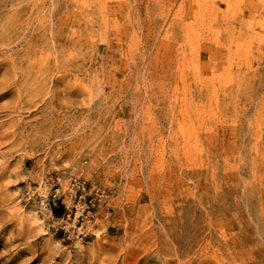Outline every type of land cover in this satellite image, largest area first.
<instances>
[{
  "label": "rangeland",
  "instance_id": "obj_1",
  "mask_svg": "<svg viewBox=\"0 0 264 264\" xmlns=\"http://www.w3.org/2000/svg\"><path fill=\"white\" fill-rule=\"evenodd\" d=\"M4 28L35 98L0 264H264V0H0Z\"/></svg>",
  "mask_w": 264,
  "mask_h": 264
},
{
  "label": "bare ground",
  "instance_id": "obj_2",
  "mask_svg": "<svg viewBox=\"0 0 264 264\" xmlns=\"http://www.w3.org/2000/svg\"><path fill=\"white\" fill-rule=\"evenodd\" d=\"M7 33V28L0 29V37L3 36V39L0 40V101L7 99L6 103L0 107V122L1 120L6 121V123H2V127H5L6 130L5 132L0 133V146H3L2 144L4 143L8 144L11 140L17 139L18 136H21L25 132L26 125L22 122L15 125L10 123L11 117L13 115L18 117L25 115L29 109V102L31 99L35 98V95H27L28 85L24 83V73L20 75L13 67H9L12 60L9 48L10 38ZM5 68L7 70L4 71ZM2 71L3 73L1 74ZM12 124L13 127L10 128ZM12 150L13 146L11 145V148L7 150L3 157L9 156L8 153ZM112 253L116 255V259L111 264H117L120 259L121 252L118 253V251L116 252V249L112 248ZM157 258V251H151V247L142 246L140 248H134L133 250L126 251L122 264H144L148 260ZM195 262V264H203V262H200V252L196 254ZM161 264L170 263L162 262Z\"/></svg>",
  "mask_w": 264,
  "mask_h": 264
}]
</instances>
